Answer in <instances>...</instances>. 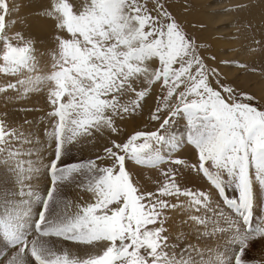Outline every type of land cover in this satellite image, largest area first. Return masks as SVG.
<instances>
[{
  "label": "snow or ice",
  "instance_id": "6c2138e0",
  "mask_svg": "<svg viewBox=\"0 0 264 264\" xmlns=\"http://www.w3.org/2000/svg\"><path fill=\"white\" fill-rule=\"evenodd\" d=\"M166 5L49 0L42 14L56 34L44 71L36 41L25 34L26 19L15 15L17 3L0 0V74L16 77L0 93L25 97L46 87L51 106L46 163L39 137L0 113V168L16 185L0 208V248L11 250L7 258L0 255L2 264H264L248 258L253 243L264 248V224L253 226L264 193V104L221 83L200 54L203 45ZM154 88L155 129L113 138L123 132L118 121L138 114ZM97 137L108 140L102 155L65 163L71 147ZM184 143L196 162L171 158ZM129 162L180 167L161 170L163 181L147 191ZM185 170L202 175L215 192L182 187ZM42 179L47 184L38 188ZM69 185L89 198L69 199ZM174 210L186 214L182 224L197 236L220 232L228 239L209 248L186 242L182 231L173 237ZM67 241L94 251L78 255Z\"/></svg>",
  "mask_w": 264,
  "mask_h": 264
},
{
  "label": "rangeland",
  "instance_id": "374dc122",
  "mask_svg": "<svg viewBox=\"0 0 264 264\" xmlns=\"http://www.w3.org/2000/svg\"><path fill=\"white\" fill-rule=\"evenodd\" d=\"M261 1L264 2V0ZM15 2L19 7V13L15 15H19L20 17L26 19L27 23L23 25L25 34H31V36L36 41V49L39 54L38 58L40 60V68L44 71H47L48 67L50 66L48 53L55 46L56 34L52 20L44 17L42 14L43 9L47 7L49 0H15ZM217 2L218 1L216 0L215 3ZM240 2L241 0H224L222 3H219L220 7L222 8L219 10V12L221 11L220 13L224 14L222 16H216L217 10H213L219 7L217 5L208 4L204 7L205 9H198L200 4L199 0H167L166 6L172 15L175 16L176 19L182 24L188 35L194 37L197 44L203 45V47L200 49V54L205 57L206 63L210 67L216 68L219 71L221 83L232 86L233 88L240 91L252 94L257 98V100L260 101L261 104H264V45H262L259 40L254 39L249 31H247V33H245V37H243L246 27H242V21L246 15L248 16V14L245 13L248 9L245 8V6H247L246 4L241 5ZM242 8L245 9L241 11ZM206 13L213 15L211 19L216 24H211L215 31L217 29L224 30V32L216 33V38L222 42H229L230 40L235 42V45H228L227 49L225 50L222 48L218 49L216 53L218 55L221 54V58L216 57L212 53L213 49L211 48L207 38L208 35L206 34L207 25L204 23L207 18L205 15ZM255 17L258 24L264 26V12L257 11ZM237 19L240 21L238 24H235ZM46 20L47 22H50V24L52 23V30L54 31L53 32L49 30V32L52 34L49 33L50 35H48V37H46L47 32H40L39 34L42 33L41 35L36 33L38 22L45 23ZM224 22L226 23L223 24ZM218 24H221V26L217 27L216 25ZM19 27L20 26L18 25L17 28ZM233 32L234 39L228 36L229 33L231 34ZM257 34L260 35L259 32H257ZM237 40L240 41L239 44L237 43ZM236 43L240 47L239 50L230 49V47L232 48L233 46H235V49L237 45ZM210 57H215V59H210ZM225 61L229 62L224 63ZM15 80L16 77L0 74V86H4L9 82H15ZM213 83L215 84V81H213ZM260 83L262 84L260 85ZM158 94V88H154L153 92L148 98H146V102H143V108L138 114H134L122 122L118 121L121 128L123 129V132L120 137L113 138L123 139L136 130H154L157 126V122L151 121L150 115L156 107V96ZM50 110L51 106L48 103L46 87L42 91L32 92L25 97H18L16 92L13 90H9L7 93H0V113H7V119L11 124L23 125L26 130H30L35 136L39 137L40 144L38 145V152L39 155L44 158L45 163L48 159H50L49 152H51V149L47 147L49 142L48 138L45 136V129L49 128L47 113ZM25 119L30 121L31 124H24ZM183 128L184 125L180 124L176 128L177 133L179 134ZM107 143L108 140L104 137H97V139L92 143L82 141L79 145L71 147L69 155L65 158V163L94 159L97 154H103V147ZM165 155L167 159V153H165ZM171 158L184 159L188 163L196 162L195 150L187 143L182 144L175 151H173L171 153ZM105 163H107V161ZM169 167L180 166L164 163L159 169H151L137 166L131 162L128 163L129 170L132 171L133 175L139 180V182L147 191H155L156 187L158 186L156 182L163 181L164 179V177L160 175L161 170H166ZM1 174H3V177L0 180V208L3 207V201L6 197L15 195L16 189V185L14 184V176L12 177L11 172L7 168H0V175ZM46 184L47 180L42 179L37 187L44 188ZM181 185L182 187H187L193 191L203 190L215 192L206 178H204L202 175L198 176L195 173L187 170H185L184 179L181 181ZM64 195H66L69 199L76 201L81 197L87 200L90 194L80 191L73 185H69L64 189ZM180 199L184 200L185 198L180 197ZM173 202L175 201L173 200ZM258 211V215L254 214L253 226L256 224H264V219H262V217H264V193H261L259 196ZM185 219H187L186 214L179 210H174L169 213L168 226L169 231L173 234V237L178 231H182L184 235L187 236L186 242L199 244L200 247L209 248L222 246L228 239L226 234H222L220 232H216L211 237L205 235L203 238H201L197 236L195 231H193L189 225L182 224V221ZM53 239L54 242L59 243V241H56L55 238ZM63 243L69 246L71 244L73 248L80 249L77 251H81L83 254L94 251V249L90 247L77 245L71 241ZM8 251L11 253L10 249L0 248V255L4 257L5 253ZM248 258L257 260L264 259V248H261L258 243H253L251 245V251L248 252Z\"/></svg>",
  "mask_w": 264,
  "mask_h": 264
},
{
  "label": "bare ground",
  "instance_id": "6f19581e",
  "mask_svg": "<svg viewBox=\"0 0 264 264\" xmlns=\"http://www.w3.org/2000/svg\"><path fill=\"white\" fill-rule=\"evenodd\" d=\"M218 2L217 3H215L216 2V0H199V7H198V9H205L204 7L205 6H207L208 4L209 5H217V6H219V7H217V9H213V10H217V15L216 16H222V15H224L223 13H220L219 12V10H221L222 8L220 7V4L219 3H222V1H224V0H217ZM241 5H243V4H246L247 6H245V8H247L248 10H246V14H248V16L246 15L245 16V18L243 19V28H245L246 27V30H245V32H244V35H243V37H245V33H247V31H249L251 34H252V36H253V38L254 39H257V40H259L260 41V43L262 44V45H264V26H261V25H259L258 24V22H257V19H256V17H255V14H256V12L257 11H260V12H264V2L263 1H261V0H241ZM240 3H238V4H240ZM244 8V9H245ZM243 8L241 9V11H243L244 10ZM224 10V9H223ZM248 11V12H247ZM206 15V20L204 21V23L207 25V38H208V41H209V43H210V45H211V48L213 49V54L216 56V57H222V55L221 54H217L216 52L218 51V49L219 48H222V49H227V46L229 45V46H231V45H235V42L234 41H232V40H230L229 42H227V41H220V40H218L217 38H216V36H215V34L216 33H219V32H224V30L223 29H217L216 31L212 28V24L211 23H213V24H216L215 22H213L212 21V14H205ZM239 16V15H238ZM29 18V17H28ZM248 18V19H247ZM29 19H31V18H29ZM242 19V18H241ZM44 20V19H43ZM245 20H247V21H245ZM240 20H236L235 21V24H238V22H239ZM226 22H224L223 24H225ZM52 24V23H51ZM50 24V22H47V20L45 21V23H41V22H38V28L36 29V33L37 34H39L40 32H42V33H44V32H47V36H46V34H45V36L46 37H48V35H50L49 33H51V32H49V30H51V31H53L52 30V25ZM234 24V23H233ZM217 27H219V26H221V24H218V25H216ZM245 26V27H244ZM54 32V31H53ZM257 32H259L260 33V35H258L257 34ZM41 33V34H42ZM227 33V32H226ZM41 34H39V35H41ZM52 34V33H51ZM263 34V35H262ZM228 36L230 37V38H233L234 39V32L233 33H229L228 34ZM223 37V36H222ZM227 38V37H226ZM225 39V38H224ZM239 42L240 41H238L237 40V43L239 44ZM236 43V44H237ZM227 44V45H226ZM236 45V48L234 49V47L235 46H233L232 48L230 47V49H232V50H239V45ZM241 44V43H240ZM242 47V46H241ZM223 51V50H222ZM236 52V51H235ZM234 53V52H233ZM237 53V52H236ZM249 54V53H248ZM247 54V55H248ZM219 58V59H220ZM226 58V57H225ZM229 58V57H228ZM217 59V58H216ZM219 59H218V61H219ZM229 60V59H228ZM225 62H229V61H225ZM232 63H233V61H232ZM262 83H260V85H261ZM258 86V85H257ZM259 87V86H258ZM261 87V86H260ZM11 175H12V177H13V174L11 173ZM2 177H3V174H1L0 175V180L2 179ZM1 190V189H0ZM66 246H68L72 251H74L76 254H78V255H83V253L81 252V251H77V250H80V249H78V248H73V246H71V244H70V246L69 245H67V244H65ZM74 247H76V246H74ZM3 251V250H2ZM92 252V251H91ZM11 253H10V251H8V252H6L5 253V255H4V258H7V256L8 255H10ZM85 254V253H84ZM0 264H2V261H0Z\"/></svg>",
  "mask_w": 264,
  "mask_h": 264
}]
</instances>
